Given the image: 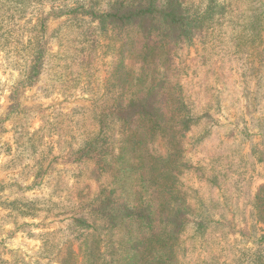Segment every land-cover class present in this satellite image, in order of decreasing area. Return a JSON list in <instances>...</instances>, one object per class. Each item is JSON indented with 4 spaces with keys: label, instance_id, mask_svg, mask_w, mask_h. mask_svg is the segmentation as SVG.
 Instances as JSON below:
<instances>
[{
    "label": "trees",
    "instance_id": "trees-1",
    "mask_svg": "<svg viewBox=\"0 0 264 264\" xmlns=\"http://www.w3.org/2000/svg\"><path fill=\"white\" fill-rule=\"evenodd\" d=\"M29 10H39L41 18L25 34L27 23L19 27L18 21ZM65 17L82 68H93L103 42L115 60L106 93L112 96L89 114L88 131L70 153L78 168L76 184L86 183L75 196L69 229L73 236L77 230L82 234L85 250L78 255L70 244L60 264H188L189 252L207 250L212 241L235 232L237 224L243 236L250 223L264 226V183L254 193L241 183L248 172L264 167V111L258 118L255 110L264 101V0H0V46L15 43L27 51L18 89L41 80L51 57L48 44L59 32L49 34L48 21ZM227 37L234 56L247 67L243 81L251 122H237L220 137L221 92L202 79L197 96L206 97L200 100L188 94L181 76L187 50L200 55L201 47L226 48ZM248 82L255 84L259 103L250 97ZM17 90L0 116V149L4 123L23 114ZM253 135L259 140H250ZM35 136L16 128L19 155L34 157ZM211 138V167L194 166L188 151L205 150ZM35 165L42 179L50 166ZM190 171L207 192L185 185ZM5 185L0 182V206L11 216L34 218L57 208L51 200L27 196L18 184L5 196ZM253 245L222 264H264V232ZM0 264L10 263L0 257ZM193 264L220 263L208 256Z\"/></svg>",
    "mask_w": 264,
    "mask_h": 264
},
{
    "label": "rangeland",
    "instance_id": "rangeland-1",
    "mask_svg": "<svg viewBox=\"0 0 264 264\" xmlns=\"http://www.w3.org/2000/svg\"><path fill=\"white\" fill-rule=\"evenodd\" d=\"M44 11L47 13L50 9L47 7ZM40 18L39 10L34 13L29 10L18 21L19 27L25 28L27 23L28 29L23 30L26 34ZM55 30L59 32L47 47L51 56L48 68L41 80L29 87L18 89L23 79L27 51H21L23 47L15 43L9 48L0 46V116L7 112L12 103V93L17 89L16 99L23 108V114L19 118H12L4 123L6 131L1 136V142L5 146L0 149V182L6 184L5 196L17 191V188L10 186L18 184L26 188L27 196L46 198L51 200L52 207L57 206L52 213H40L37 217L28 219L11 216L8 210L0 206V257L10 264H60L65 259L66 248L70 244L78 255L85 250L80 246L82 234H78L77 230L73 236L69 229L75 196L86 183L83 181L76 184L78 168L72 163L70 153L79 146L88 131L89 114L96 113L102 101L112 96L106 93L115 54L107 50L103 42L102 47L98 48L93 68H82L81 58L78 60L75 51L76 37L72 28L66 25V17L49 19V34ZM28 40L25 37V45ZM225 47L223 44L213 51L212 47L208 50L201 47L198 48L200 55L194 48L187 50L184 55L187 70L181 76L188 94L195 98L203 100L206 97L204 93L197 96L198 82L202 79L208 80L210 85L214 83L216 90L221 92L224 102L216 115L223 126L217 129L220 137L235 128L237 122L241 126L251 122L245 98L247 85L243 81V73L247 67L234 56L229 37L225 41ZM202 56L206 57L205 64ZM138 68L137 64L136 69ZM248 83L247 90L253 94L250 97L259 103L260 95L255 90V84ZM249 103L258 104L251 99ZM255 110L259 118L264 111V101ZM16 128L36 133L37 150L33 158L26 159V155H19L15 144ZM200 131V127L196 129V133L199 134ZM250 140L258 141L259 138L253 135ZM208 141L209 144L204 145L205 150L188 151L187 159L194 166L200 164L207 169L211 167L208 153L212 152V138ZM243 148L246 153L249 152V142H245ZM38 161H42L44 168L50 166L42 179L36 177L35 164ZM241 180V183L245 181L244 183L250 184L254 193L264 183V167L251 170ZM183 181L189 188H202L203 192H207L194 171L186 173ZM228 215L232 220L231 210ZM241 229L242 225L237 224L235 232L212 241L207 250L189 252L186 255L188 264L208 256H216L220 264L224 261L229 263L244 247L254 246V239L264 232V226L253 227L252 223L248 225L247 235H241Z\"/></svg>",
    "mask_w": 264,
    "mask_h": 264
}]
</instances>
